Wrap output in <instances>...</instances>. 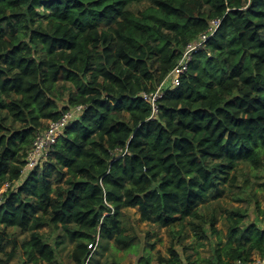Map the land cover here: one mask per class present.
<instances>
[{"label": "trees", "instance_id": "1", "mask_svg": "<svg viewBox=\"0 0 264 264\" xmlns=\"http://www.w3.org/2000/svg\"><path fill=\"white\" fill-rule=\"evenodd\" d=\"M262 178L264 0H0V264H122L121 250L151 264L141 222L171 237L157 264L251 262Z\"/></svg>", "mask_w": 264, "mask_h": 264}, {"label": "built area", "instance_id": "2", "mask_svg": "<svg viewBox=\"0 0 264 264\" xmlns=\"http://www.w3.org/2000/svg\"><path fill=\"white\" fill-rule=\"evenodd\" d=\"M213 23L214 25H217L218 20L213 21ZM206 39L207 35H202L201 39L198 42L189 44L186 47L185 51L183 52L182 58L170 73V78L173 85H178L180 83L181 75L187 70L189 60L192 58L193 53L198 51V49L203 45V42ZM160 96H162L161 89H158L155 93H152L150 95L144 94V97L151 101L155 110L157 109L156 102ZM80 108L81 106L77 107V109ZM73 113L74 110L67 111L61 118L51 121L49 126L44 131L37 134L33 142V146L26 157V164L23 166L22 173H25L29 169L37 166V164L40 163L41 159H43V157L47 155L52 146L57 143L59 136L73 116ZM10 185V182L7 181L0 188V203L3 200L4 192L8 190ZM97 245L98 241L89 244L92 252L96 249ZM235 264H264V257H256L251 262L238 260Z\"/></svg>", "mask_w": 264, "mask_h": 264}, {"label": "rangeland", "instance_id": "3", "mask_svg": "<svg viewBox=\"0 0 264 264\" xmlns=\"http://www.w3.org/2000/svg\"><path fill=\"white\" fill-rule=\"evenodd\" d=\"M261 181H264V178L261 179ZM259 186V185H257ZM262 190L264 189V186L260 187ZM261 190V192H262ZM229 199L228 197H225V194L222 196V203L224 204V202H226L227 199ZM262 206H264V199L262 198ZM235 202V201H234ZM237 205L238 204H243L246 205V203L243 202H235ZM137 209L136 208H131L130 211L128 212V216H130V219L132 217L131 220L135 221L136 218L139 217V215L137 214ZM255 212L251 211V218L254 220L255 217ZM258 220V219H257ZM258 223L261 227H264V218L262 220H258ZM220 227H223V223H219ZM140 232H139V237L141 238V240L143 242L144 245H146L145 239H149L150 241H156V246H149L150 249V254L152 255V261L151 264H157V256L158 254H163L166 255L168 253V247L171 244V237L167 231L166 228H158L156 227V233H152L150 234V237L147 236V231H153L152 226H150V224L148 222H141L138 225ZM119 254L121 256H124L122 259V264H138L137 260L138 257L137 255H135L133 252H126L125 250H121L119 252ZM66 259H67V255L65 254L64 258L61 259L60 264H66ZM11 264H27L25 263L24 259L22 257H16L15 259H13V261L11 262Z\"/></svg>", "mask_w": 264, "mask_h": 264}]
</instances>
